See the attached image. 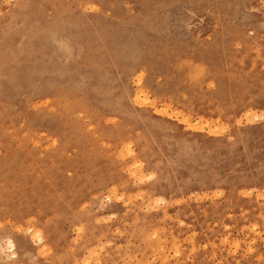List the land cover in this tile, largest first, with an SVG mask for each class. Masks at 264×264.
I'll use <instances>...</instances> for the list:
<instances>
[{"label":"rangeland","instance_id":"374dc122","mask_svg":"<svg viewBox=\"0 0 264 264\" xmlns=\"http://www.w3.org/2000/svg\"><path fill=\"white\" fill-rule=\"evenodd\" d=\"M0 264H264V0H0Z\"/></svg>","mask_w":264,"mask_h":264},{"label":"bare ground","instance_id":"6f19581e","mask_svg":"<svg viewBox=\"0 0 264 264\" xmlns=\"http://www.w3.org/2000/svg\"><path fill=\"white\" fill-rule=\"evenodd\" d=\"M140 96H142L141 93H140V91H137L136 94H135V97H134V98L137 100V99L140 98ZM188 125H189V124H188ZM203 127H204V126H203ZM203 127H202V128H203ZM205 131H206V128H205ZM31 236H32L33 238H37V239H38V242H39V240H42V239L44 240V237H43L39 232H34V233L31 232ZM8 240H9V239H8ZM33 240H34V239H33ZM9 241H10V240H9ZM10 246H11V248L15 246L14 243H13L12 241L10 242ZM8 248H9V247H8ZM12 253L15 254L14 252H12ZM12 253H11V255H13Z\"/></svg>","mask_w":264,"mask_h":264}]
</instances>
